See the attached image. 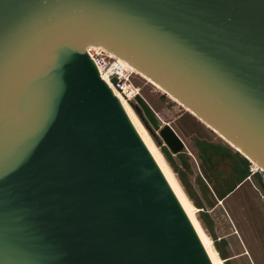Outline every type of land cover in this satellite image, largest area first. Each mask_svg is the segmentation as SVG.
<instances>
[{"label":"water","instance_id":"1","mask_svg":"<svg viewBox=\"0 0 264 264\" xmlns=\"http://www.w3.org/2000/svg\"><path fill=\"white\" fill-rule=\"evenodd\" d=\"M89 46L264 170V0H0V264H214Z\"/></svg>","mask_w":264,"mask_h":264},{"label":"rangeland","instance_id":"2","mask_svg":"<svg viewBox=\"0 0 264 264\" xmlns=\"http://www.w3.org/2000/svg\"><path fill=\"white\" fill-rule=\"evenodd\" d=\"M129 73L132 75L131 90L127 95L128 107L182 195L197 212L198 219L223 263L264 264V194L258 179L245 178L244 183L229 197L213 205L214 201L207 194L201 180L211 187L205 176L206 171L214 179L220 177L221 169L226 175L232 172L238 160V151L148 78L136 70ZM138 96L146 102L163 124L173 126L186 142L188 150L184 153L190 157L191 166H186V161L165 145L159 131L149 122L144 110L137 109ZM203 142L222 146L230 152V156L225 162H221V165L206 164L205 171L200 157L206 145L201 146ZM239 155L242 156L240 152Z\"/></svg>","mask_w":264,"mask_h":264},{"label":"trees","instance_id":"3","mask_svg":"<svg viewBox=\"0 0 264 264\" xmlns=\"http://www.w3.org/2000/svg\"><path fill=\"white\" fill-rule=\"evenodd\" d=\"M205 144L206 142H203L201 146ZM237 153L238 160L234 164L232 172L226 175L224 170L221 169L222 171L218 179H214L206 171L207 169L205 166L206 164H215L217 166L221 165V162H225V160L230 156V152L220 145L209 143L205 145L204 151L200 154V157L203 160L201 164L206 171L205 176L211 187L202 180L201 183L203 184L207 194H209L210 198L214 201L212 203L213 205L217 204L219 201H224L228 195L234 192L239 184L244 183V179L250 175L251 162L243 155H239V152ZM178 155L186 161V166H191L189 156H187L184 152H181Z\"/></svg>","mask_w":264,"mask_h":264},{"label":"bare ground","instance_id":"4","mask_svg":"<svg viewBox=\"0 0 264 264\" xmlns=\"http://www.w3.org/2000/svg\"><path fill=\"white\" fill-rule=\"evenodd\" d=\"M113 57H116L115 55H113L112 53H110ZM117 64L124 69L127 72H134L136 69L133 68L130 64H128L126 61H124L121 58L117 57ZM137 71V70H136ZM138 72V71H137ZM145 77V76H144ZM150 80V79H148ZM151 81V80H150ZM162 89V88H161ZM131 90V88H129V91ZM115 93L119 96V98L121 99L122 103L124 104L128 114L130 115L132 121L134 122L135 126L137 127L138 131L140 132L141 136L143 137V139L145 140L146 144L148 145V147L150 148L151 152L153 153V155L155 156L156 160L158 161L159 165L161 166L162 170L164 171L165 175L167 176L169 182L171 183L173 189L175 190L176 194L178 195L179 199L181 200L183 206L185 207L187 213L189 214L190 218L192 219L194 225L196 226L202 241L206 247V249L208 250L212 261L214 264H224L222 258L220 257L218 251L216 250L211 238L208 236L205 228L203 227L202 223L200 222V220L197 217V212L189 205L188 201L184 198V196L182 195L181 191L179 190L176 182L174 181V179L172 178V176L170 175L169 171L166 169V167L164 166V164L162 163V160L160 159L159 155L157 154L156 150L153 148V146L149 143V141L147 140V138L145 137L144 133L142 132V130L140 129L136 119L134 118V116L132 115L129 107H128V99H127V95H124L123 92L119 91L118 89L114 88ZM130 96V95H129ZM255 169L258 168V166L256 164L253 165Z\"/></svg>","mask_w":264,"mask_h":264},{"label":"built area","instance_id":"5","mask_svg":"<svg viewBox=\"0 0 264 264\" xmlns=\"http://www.w3.org/2000/svg\"><path fill=\"white\" fill-rule=\"evenodd\" d=\"M88 53L98 65L102 77L111 87L128 95L132 73L125 71L117 64V57H113L110 52L102 46H89ZM253 177L258 179L264 194V170L260 167L255 169L251 163L250 175L247 177V180H252Z\"/></svg>","mask_w":264,"mask_h":264},{"label":"crops","instance_id":"6","mask_svg":"<svg viewBox=\"0 0 264 264\" xmlns=\"http://www.w3.org/2000/svg\"><path fill=\"white\" fill-rule=\"evenodd\" d=\"M232 193H233V192H232ZM232 193H231V194H232ZM231 194H229L228 197H229Z\"/></svg>","mask_w":264,"mask_h":264}]
</instances>
